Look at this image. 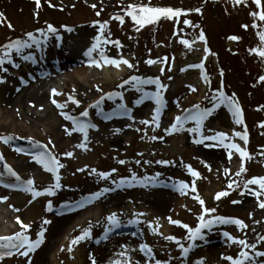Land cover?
I'll return each instance as SVG.
<instances>
[{
	"label": "rangeland",
	"instance_id": "374dc122",
	"mask_svg": "<svg viewBox=\"0 0 264 264\" xmlns=\"http://www.w3.org/2000/svg\"><path fill=\"white\" fill-rule=\"evenodd\" d=\"M41 5L38 6L35 0H0V13L3 14V17H0L3 20V23H0V50L19 37L28 40L32 45L23 49L25 55L41 50L48 54L53 51V35L59 34L63 38L61 46L64 52H71L77 47L81 52L86 53L93 44L97 43L96 38L100 37V43L91 58L96 57L101 60L100 51L103 49L104 55L109 59H126L134 67L129 68L120 64L123 72L122 75L117 76L114 69L118 67L106 64L105 68L112 70L108 77L105 75L104 67L94 69V65L85 64L87 67L91 66L89 70L87 68L89 75H92L91 80L78 77L75 79L76 82H69L65 93L68 98L76 97L83 105L76 107L77 105L68 99L64 104L65 110L62 111L76 112L69 113L71 116H78L85 111L97 117L107 113L108 117L105 120H109L113 115H124L125 108H132L135 111L139 108V111L132 120L126 121L124 133L117 135L113 131L116 124L113 121H103L99 128L101 132L93 137L94 143L70 148L68 145L71 142L68 140L55 141L54 137L45 139L34 134L35 129H33L34 133H30L28 129H22L12 122L6 123L0 117V138H9L7 144L0 140V147L17 146L16 148L32 151L47 145L50 150L57 153L61 164L64 165L59 170L62 187L53 188L56 183L54 174L46 171L34 159L35 156L26 155L32 160L28 159L32 162L29 167L31 170L28 167L26 169L20 167L19 172L23 173L24 177H28L25 179L35 181L37 191L43 193L53 188L56 194L34 196L22 190V186L15 182L16 177L10 178L15 184L14 188L0 187V198H7L3 202L0 201L3 222V226L0 227V237L15 236L20 232H26L28 236L38 235L44 230L43 225H48L46 223L48 218L55 217L54 211L50 212L46 209L45 203L48 199L53 200L57 207L75 201L86 193L96 196L99 194L100 197L111 181L108 177L104 178L102 173H109L112 177L120 179L121 176L130 177L134 173L145 171L162 179L171 180L174 187L169 191L173 197L183 196L197 206L196 214L190 219L192 222L189 219L185 220L191 223L189 226L193 229L199 227L198 217L203 214L205 207L209 210L214 208L219 210L216 216H206V220L225 217L244 221L247 227L243 230L235 224L217 223L221 232L217 231L211 237L220 236L225 239V243L230 244L226 246L227 251L232 255L248 251L253 259L263 261L264 256H258L257 253L264 252V208L259 206L260 202L264 201V195L258 200L253 192L260 191L259 186L247 183L253 178L264 177V127L261 126L264 125V80L261 79L264 78V58L255 51L258 48L264 50V41H261L259 35L264 32V21L250 14L259 11L254 0H247L246 4L240 5L235 4L234 0H41ZM122 5L127 8L126 11L122 10ZM132 5L170 7L183 10L186 14L177 18L162 17L156 23L141 27L127 14L131 10L129 6ZM137 14L139 15V12ZM116 16L123 17V23L114 19ZM9 23L12 27H8ZM104 23L108 27L101 36L100 24ZM49 25L54 26L57 31L50 33ZM244 25L248 27L245 28ZM201 33L205 39H201ZM29 34H33L40 44L30 41ZM234 36L239 39H231ZM117 41L119 44L115 43ZM183 41L188 43L185 44ZM206 42L210 46V53L203 49ZM148 61H156V63L149 64ZM25 63L32 67L28 60ZM21 64L18 70L23 73L25 68L24 64ZM3 70L4 67H0V78L4 80L0 83V96L3 94V88L9 83L8 78L17 80L13 74L4 73ZM132 77H139L143 81H155L159 78L163 89L155 83L136 81L126 83L131 81ZM96 83H100L102 87L95 86ZM53 89L50 90L51 93ZM156 93L166 96L169 102L171 101L167 114L161 121L154 118ZM183 93L194 96L187 102ZM221 93L229 94L228 97L235 99L243 108L245 111L243 124H238L236 121L234 124L229 121V123L224 122V119L234 116L232 111L227 109L230 108L228 104L220 102ZM110 95L111 99L108 98ZM180 100L184 102L185 108L190 110L199 103L202 106L201 112L211 110L205 122V137L225 133L228 139L224 143L229 144L233 141L234 133L241 132L242 125L247 124L250 136L249 146L245 151L250 153L251 158L247 160V171L243 175H237L243 167L241 163L243 159L235 149L226 148L217 140L205 139L203 143H207L205 150L207 152H199L198 143L195 141L201 138L200 135L198 132L188 131L190 128H196L197 121L189 119L183 124L182 130L170 134V127L175 122L171 116L177 104L181 103ZM100 101H103L101 107H93ZM52 109L54 105L46 109H34L35 117L25 116L21 123L34 127L33 120L36 116V121H39L40 117L47 116L48 111ZM194 114L189 115L194 116ZM218 115L221 118H218ZM61 124L64 127L71 125L63 114H60L58 121V125ZM35 126L37 131L46 129L42 122ZM75 133L80 135L79 131ZM239 140V146L245 148L247 140L242 138ZM219 147L227 149L232 154L227 171L213 164L216 161L214 159L220 154ZM83 152L89 157L87 161L81 156ZM68 153L72 155L69 156ZM160 161L168 163H159ZM154 164L158 166L162 164V168H156ZM193 170L198 172L199 176H193ZM182 181L188 182L191 187L194 182L197 191L193 192L190 189L185 190V194H181L179 188ZM233 182H238V186L234 183V187L230 189L228 184ZM224 191L229 192L230 195L217 200V194ZM248 192L251 195L249 202L243 205L234 203L243 199ZM196 195L204 200V205L195 199ZM130 196V194L126 196L115 193L106 201L98 199L99 204L94 206H99L101 215L93 214L84 223L71 230V237L64 246L58 242L53 244L45 238L44 245L49 243L48 245L53 249H58L56 257L59 261L54 264H93V259L95 264H107L109 261H113L112 264H116L117 261L120 264L148 263L147 259L140 260L137 248L124 249L128 254L124 259L118 253L110 251L112 240L102 244L103 249H100L99 237L102 230L117 225L109 220L113 214L118 221L137 225L141 237L135 240L136 246L142 239L149 243L156 253L153 262L155 264L157 261L160 264L224 263L217 253L212 255L205 246L203 249L195 248L190 258L184 260L181 245L174 244L166 237L169 234L167 230L172 226L169 216L155 212L151 209L150 203L144 199H126ZM86 211L75 215V218L80 219ZM132 212L135 215L131 214ZM9 216L12 218L3 221ZM17 218L23 224L31 225L30 229L24 231L22 227H18ZM87 229L91 231L90 237L73 245L72 241L83 235ZM179 231L178 228L175 230L177 233ZM225 231L231 237L246 240L252 247L245 248L243 245L233 243L224 235ZM182 233L179 234L189 237V233ZM44 234L48 237V231H44ZM201 244L200 242L198 245L202 246ZM170 246L172 247L168 248ZM107 252H110V258L106 257ZM221 253L223 254L222 251ZM27 258L22 255L4 256L0 259V264H27Z\"/></svg>",
	"mask_w": 264,
	"mask_h": 264
},
{
	"label": "bare ground",
	"instance_id": "6f19581e",
	"mask_svg": "<svg viewBox=\"0 0 264 264\" xmlns=\"http://www.w3.org/2000/svg\"><path fill=\"white\" fill-rule=\"evenodd\" d=\"M61 41H62V36L59 34H54L53 35V46L54 50L47 55H36L34 56V61L37 60H43L45 62L49 61L51 62L50 64H54L58 66L61 70H64V76L65 79H63V84L60 85L59 88L63 92L66 88L67 85H69L68 82H76L75 79L78 77L80 78H88L91 80V76L89 75V72L86 69V66L83 65V62L87 59V55L85 53L81 52L77 47L72 49L71 52H64L61 46ZM26 55L24 52L16 53L14 50L11 53V59L12 63H5L4 68H7V71H4V73L8 72H13L18 76V81L17 80H11L7 86L3 88V94L0 96V117L1 119L5 120L6 123L12 122L14 125H19L22 129H28L30 133H34L35 129L37 131V124L39 122H42L44 126H46L45 130H38L37 132L35 131L34 134L39 135L41 137H45V139H50V137H54L53 139L56 141H69L71 142L68 147L70 148L71 146H80L84 145L86 143H94V139L91 136H87V141H85L84 136L77 135L72 131L70 128L64 127L62 124L58 125V121L60 120V114L62 112L56 108L58 104H63L66 101V98L62 95L59 96L58 98H54L53 94L50 92V90L45 89L48 83L54 82L57 83V76L58 73H51V72H39V75L44 78L42 82L40 83H30L24 77L21 75V73L17 70L19 64L21 63L22 60H25L24 57ZM28 57V56H27ZM89 57V61L91 62L93 59L99 60L98 58H91ZM29 59V58H28ZM101 63L103 64V61L101 60ZM48 64V63H47ZM49 64V66H50ZM106 65V64H104ZM105 75L110 76L111 71L109 68H105L104 66ZM53 67V66H52ZM102 67H97L94 65V69H98ZM123 67L119 66L117 69H114V72L116 73L117 76L122 75L123 72ZM92 72V71H91ZM93 73V72H92ZM67 80V81H66ZM66 81V83L64 82ZM30 83V84H29ZM28 85V87H27ZM95 86L102 87L100 83H96ZM189 92L191 90H188ZM184 98H187V102H189L190 98H193V94L189 93H183L182 94ZM186 95V96H185ZM53 100L56 101V103H53ZM181 103H178L176 106V110L173 113V118H175L179 115L182 114L183 112V107H184V102L180 100ZM183 102V103H182ZM166 103L165 109L167 110L171 104L170 102L164 101ZM51 105H54V109L51 111L49 110L47 113V116H44L43 118L40 117L39 121L37 120V116L35 120H33L34 127L32 126H25L21 121H23L25 116L29 117H35L34 109H46L47 107H50ZM155 106L157 105V102L155 101ZM153 105V106H154ZM58 107V106H57ZM59 108V107H58ZM32 109V110H31ZM217 110V108H216ZM216 110L215 113H216ZM137 112V111H136ZM136 112H133V114L130 116V119L133 118V115L136 114ZM166 114L164 112L163 116ZM229 115H232L229 113ZM218 118H221L220 115H218ZM235 118L236 117H228L227 119H224V122H230L232 124L235 123ZM125 118H120L117 117L116 119H113L114 124H116V128L113 130L117 135L122 133L124 129L126 128L125 123H126ZM228 122V123H229ZM61 129V131H60ZM70 133V134H69ZM118 137V136H117ZM68 138V139H67ZM119 138V137H118ZM115 142H118V140H115ZM206 144L207 143H199L198 145V150L200 153L207 152L206 150ZM220 154L217 157L215 162H213L214 165L222 168L223 170L229 169V162L231 161V158H229V151L224 148H220ZM7 157V162L11 165L13 168H22L24 167L25 169L30 167L32 165V162L28 161L27 157H24L20 154L18 150L14 149H9L6 150V155ZM86 161L89 159L87 154L84 152L81 155ZM156 168H162V164L158 166L157 164L154 165ZM5 169L3 166V163L1 162L0 159V172ZM31 170V168H29ZM165 173L163 172L162 175ZM150 179L151 183H145L144 180ZM139 180L141 181L140 183L143 184L144 189L136 191L135 189L132 192L126 193L127 195H131L130 198L133 200H139V199H144V201H147L150 203L151 209L155 210V212H159L161 214L168 215L169 217H173L172 220H178L182 224H185V220L189 219L192 217L191 213L195 211V208L197 206L193 203H191L189 200L183 198V197H173V195L165 189L163 186L169 185L172 186L173 182L168 179L160 180L159 178L155 177L151 173H144ZM110 195V191H106L102 195V199H105L104 201L110 199L108 198ZM140 196V198H139ZM111 197V196H110ZM107 198V199H106ZM96 198H94L92 201L94 202ZM251 200V195L248 193L245 194V197L240 200L239 205H243L245 202H249ZM91 199L87 204H92L93 202ZM92 202V203H90ZM97 203V202H96ZM86 204V205H87ZM99 204V203H97ZM96 204V205H97ZM84 206L79 208L77 211H73L70 213L63 214L61 216H56L54 218H51L50 220L48 219L47 221H50L47 226H44V231H48V237H46V240L50 242H53V244H57V242L64 246L66 245V242H68V239L71 237V230H73L75 227L78 226L79 223L86 221L90 215H95L98 216L101 214V210L99 206H94L90 208L88 212H86L80 219H76L75 215L77 212L81 209H83ZM1 209H0V227L3 226L2 218H1ZM194 214H196L194 212ZM8 217V214L7 216ZM12 217L9 216V218L3 220V221H8V219H11ZM16 221V220H15ZM24 221V220H23ZM180 227V231L178 233H175L173 237L177 238L178 234L181 232H185L187 229L184 227ZM18 227H22L21 223H18ZM41 230V229H39ZM1 232V229H0ZM172 231H170L171 233ZM209 232L214 234L216 231L214 229L209 230ZM37 237H35L33 240H35ZM59 238V239H58ZM221 237H213L210 240L204 241V246L206 250L210 251V253L213 255L217 253L219 255V258L222 260H227L224 259V257H229L228 253L222 254L221 251L223 250V245H225L226 240L222 239L219 241ZM214 243H216V246H214ZM221 243V244H220ZM49 244V243H48ZM42 245L40 249L36 252V254H33L34 251L30 252L29 257H31L26 261L27 264H48L52 263L54 264L55 262L58 263V257L56 253L58 249H53L51 245ZM58 244V245H59ZM57 245V246H58ZM208 245V246H207ZM230 244H227L225 246H229ZM61 246V247H62ZM112 249L110 251L115 252L120 254L123 251V248H135L136 243H134L130 238L119 235L115 238V240H112ZM100 249H103L100 246ZM33 254V255H32ZM106 257L110 258L111 254L110 252L106 253ZM113 261H109L107 264H112ZM255 262H252L253 264ZM259 264H264V260L261 261Z\"/></svg>",
	"mask_w": 264,
	"mask_h": 264
},
{
	"label": "snow or ice",
	"instance_id": "6c2138e0",
	"mask_svg": "<svg viewBox=\"0 0 264 264\" xmlns=\"http://www.w3.org/2000/svg\"><path fill=\"white\" fill-rule=\"evenodd\" d=\"M36 4L38 6H42L41 5V0H35ZM234 3L237 5L240 4H246L247 0H234ZM255 5L257 6V8L259 9V11H253L250 14L254 17V18H258L260 21H264V0H254ZM93 7H95V5H93ZM130 7V11L127 12V14L129 16H131V18L136 22L137 25L143 27L149 23H156L159 21L160 18H177L180 17L181 15H185L186 13L183 12V10L180 9H173V8H160V7H147V6H141V7H137L135 5L129 6ZM197 11H200L199 9H197ZM139 12V15L137 14ZM99 15V13H97ZM0 17H3V14L0 13ZM114 19L120 20L121 23H123V17L121 16H116L114 17ZM0 23H3V20L0 19ZM186 23H191V21H186ZM8 27H12V25L9 23ZM108 25L106 23L104 24H100V33L101 36H103L104 30L105 28H107ZM245 28L248 27V25H244ZM255 27V25H254ZM71 30V29H69ZM139 30V29H138ZM48 31L51 33H55L57 31V29L51 25H49L48 27ZM42 35L44 34L43 32L41 33ZM260 35V39L261 41H264V32L259 33ZM100 37H97V43L93 44L91 48L88 49V51L85 53V55L91 57L92 53L94 51H96L99 43H100ZM201 39H205L203 33H201ZM231 39L233 40H237L239 39V37H231ZM29 40L33 41L34 43H36L37 45L40 44V41L36 39V37L33 34H29ZM105 43H107L108 41H104ZM117 44H119V42H115ZM183 43L187 44V41H183ZM32 45L29 43L28 40H20L17 39L15 41H12L10 43H8L7 45L4 46L3 50H0V67H3L4 64L7 63H12V59H11V53L14 50L16 53H20L23 49L25 48H29ZM260 57L264 58V50L261 49H256L255 50ZM100 56H101V60L103 61V64L101 63V60H95L93 59L91 61L92 64L96 65L97 67H103L104 64L107 65H114L116 67H119L120 64H124L127 65L129 68L134 67V65H132L128 60L126 59H122V60H115V59H109L108 57H106L104 55V51L103 49H101L100 51ZM25 60L28 59L27 56L24 57ZM149 64H153L156 63V61H148ZM18 67V65H17ZM198 67H203V65H198ZM4 71H7V68H4ZM207 78V77H206ZM262 80H264V78H261ZM132 81H136L137 83H156L159 84L160 87L163 89V85L160 83V81L157 79L155 81L149 80V81H143L141 78L139 77H132L131 81H126V83H131ZM4 80L2 78H0V83H3ZM121 87H123V85H121ZM53 95H63L62 93H59L57 90L53 89ZM156 102L159 105H163L164 101L162 96L160 95V93H156ZM109 99H111V95L108 97ZM220 102L221 103H227L228 106L230 107L232 114L234 117H236V123L238 124H243L244 120H243V110L242 108L238 105V103L235 101V99L233 98H229L224 94H220ZM73 102L76 103L77 105L80 104V102L78 100L73 99ZM53 103H56L55 100H53ZM103 104V101L98 102L97 105H94L93 107H101ZM59 108L63 109L64 107H66V105L63 104H58L57 105ZM124 107V106H122ZM160 108L156 109V118L158 119V117L160 116ZM63 115H65V118L72 121L73 124L76 126L75 130L76 131H80L82 133H84V139L85 141H87V130L90 126L89 124L86 123H82L79 119L71 116V115H67L62 113ZM211 114V110H206V111H202L200 112L196 117V121L198 124V127L196 128H190L188 129V131L192 132V133H200V139L196 140V143H203L205 139L208 140H217L219 141L221 144H223L224 147L229 148V149H235L237 152L240 153V156L243 160H248L251 158L250 153H248L247 151H245L244 149H242L238 144L235 143H230V144H225L224 141L226 139H228L227 134L225 133H218L215 136H209V137H205L204 133L202 131L203 125H204V121L208 118V116ZM85 116H88V112L84 113ZM192 117H177L176 118V122L172 125V128L169 130L170 134L171 132H176V131H180L183 128V124ZM141 123H148V121H141ZM262 127H264V125H261ZM70 134V133H69ZM238 136H241L242 139L247 140L248 137L245 134L242 133H237ZM153 139H155V137H153ZM0 140H2L3 143L7 144L9 143V138H0ZM41 147H43L44 149H47L48 146L47 145H42ZM80 147H84V145H80ZM69 156L72 155V153H68ZM231 152H229V158H231ZM0 159H3V153L0 152ZM34 159L43 166V168L50 172L53 173L55 176V185L53 186V188H61L62 185L60 184V181L62 179L61 175H60V169L64 167L63 164L60 163V161L58 159H56L55 156L51 155L50 152H40L39 154H37ZM120 163H126L125 161H120ZM159 163H168L167 161H160ZM191 166H189L190 168ZM227 171V170H226ZM247 171L246 167H242L241 171L239 173H237V175H243L245 172ZM8 172L16 177L17 180H21L20 176L13 170V168L8 165ZM104 178H107L109 174L107 173H102L101 174ZM192 175L193 176H199V173L196 171H192ZM21 183L24 185V187L22 188L23 191L31 193L34 196H41V195H55V191H53V188H49L46 192H40L37 191L35 189V181L34 180H28V181H21ZM123 183V181H122ZM234 183L238 186V182H233V183H229L228 187L230 189H232L234 187ZM248 184L251 185H258L260 191H254L253 195L256 196V198L259 200V197L261 195H264V177H259V178H253L249 181H247ZM5 186H10V185H5ZM189 187L188 184L181 182L180 183V188L179 191L181 192V194H185V189H187ZM191 190L193 192H196V188H195V184L193 182V185L191 187ZM230 195L229 192L224 191V192H220L217 194L216 199L220 200L222 197H226ZM99 194H97V198H98ZM4 200H6L7 198H3ZM195 199H197L199 201V203L201 205H204L205 202L203 199H201L199 197V195H196ZM234 203H240V201H234ZM259 206L261 208H264V201H261ZM51 208V205H49V209ZM215 209H211L209 210L207 207H205L203 209V214L200 215L198 217L200 224L198 228L193 229L191 226L187 225V224H182L180 221L178 220H172L171 217H169V221L173 224L176 225H180L181 227H184L188 230L189 233V239L192 240L193 242L196 239H204V230L205 229H211V227L217 223L219 224H235L238 225L241 230H243L244 228L247 227V225L244 223V221L239 220V219H235V218H225V217H215L214 219H207L206 220V216L209 215L210 212H215ZM18 222L21 223L22 228H24L25 230H29L30 229V225L27 224H23L22 221ZM109 220L113 223V224H118V220L115 216V214H113L112 216L109 217ZM46 223H50V221H46ZM40 239L32 241L31 238L26 235V232H20L18 234H16L15 236H11V237H0V249H12L15 248L18 251L20 249H23L25 247H27V251H23L21 252L22 255L27 256L28 253L30 251L35 250L36 248H38L40 246V244L43 242V238H44V232L41 231L40 232ZM91 235V231L90 229H87L84 231L83 235H81L80 237H77L76 239H74L72 241V244H78L80 241L90 237ZM225 236H228L229 239H231L233 241V243H237L239 245H243L245 248H249L252 247L251 245H248L246 240H237L234 237L229 236L228 233L224 234ZM168 239L170 240H176L175 237H168ZM177 244H180L181 247H183L182 242L179 240H176ZM142 249L146 251V254H151V248H149L147 245H143ZM71 250V249H70ZM190 250L187 248H184V253L185 256L188 254ZM5 255H12L11 251H0V259H3V257ZM258 256H264V252H259L257 253ZM224 259L230 260L232 262V264H246V262H251L253 260V257L250 256V254L248 253V251H241L239 253V258L238 259H233V257H224ZM93 264H95V260L93 259ZM116 264H120L119 261L116 262ZM156 264H160L159 261L156 262Z\"/></svg>",
	"mask_w": 264,
	"mask_h": 264
}]
</instances>
